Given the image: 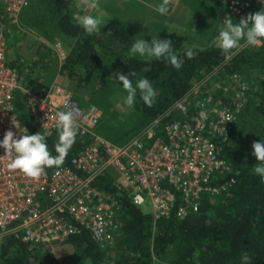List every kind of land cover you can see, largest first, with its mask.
<instances>
[{"label": "built area", "instance_id": "obj_1", "mask_svg": "<svg viewBox=\"0 0 264 264\" xmlns=\"http://www.w3.org/2000/svg\"><path fill=\"white\" fill-rule=\"evenodd\" d=\"M216 1L222 22L227 16L239 21L264 7V0ZM29 3L0 0V139L9 129L17 137L24 128L32 134L15 110L17 90L25 95L40 132L58 137L54 117L59 110L72 112L78 131L70 163L45 166L37 178L10 169L11 157L0 147V245L8 236L47 245L85 230L99 248L112 246L119 229L118 204L96 183L110 171L132 202L154 219L172 211L180 218L196 212L203 194L216 195L230 186L234 178L223 174L218 141L226 139L246 100L248 82L239 72L217 79V67L136 133L121 142L108 140L97 132L102 115L97 106L82 105L57 86L38 95L21 87L17 67L7 64L4 21L17 26ZM192 97L196 111L188 120ZM173 115L180 118L165 119ZM12 121L19 122L17 128Z\"/></svg>", "mask_w": 264, "mask_h": 264}, {"label": "trees", "instance_id": "obj_2", "mask_svg": "<svg viewBox=\"0 0 264 264\" xmlns=\"http://www.w3.org/2000/svg\"><path fill=\"white\" fill-rule=\"evenodd\" d=\"M211 1L217 3L216 0ZM51 3L46 2L41 7L44 13H39L38 16L34 9H28L24 18L40 29L47 23H53L73 37V44L61 65L62 75L77 83L88 84L94 78L100 82L117 78V71L125 75L135 72L136 76L129 77L133 81L146 77L152 83L156 90L153 104L145 105L139 100L137 93V101L132 106L140 127L170 107L187 93L194 80H200L211 73L227 57V63L219 68L220 73L237 71L242 75L243 67L253 63L260 70L259 75L253 78V84L246 79V100L238 121L226 139L218 141L221 145L218 153L225 160L226 169L223 174L234 178L226 190L216 195L203 194L197 211L184 217H177L172 211L168 216L154 219L150 213L132 202L127 191L116 184V180L107 174L103 175L97 179V186L110 194L118 204L119 229L115 243L107 248H99L88 231L69 235L57 240L71 249L62 258V263L241 264V257L246 253L251 258L250 264H264V181L253 171L258 161L252 155V143L264 140V41L253 45L251 49H247L250 47L248 46L245 49H233L226 54L216 44L189 46L184 34L166 24H160L157 36L170 39L173 50L183 56V64L177 69L163 58L148 59L130 55L131 40L125 29L104 26L98 32L88 34L66 6L57 0H51ZM4 27L6 31L9 28L6 21ZM11 34L6 32L9 41L13 36ZM12 39L14 43L15 38ZM9 41L11 47L13 43ZM188 48L196 52L190 59L184 56ZM10 51L9 48L6 54L9 55L7 64L20 67L17 65V56L13 55L14 50L11 52L12 58ZM18 71L21 87L41 96L46 94L49 86L40 76L23 67ZM191 99L184 117L188 120L196 111V97ZM13 103L20 122L28 126L32 134L39 131L27 111L25 95L17 90ZM174 117L180 118L179 115H173L165 119ZM57 139L58 137L46 136L53 154ZM71 156L69 150L60 166L68 165ZM54 167L59 166L50 168ZM58 262L49 244H28L8 236L0 245V264H59Z\"/></svg>", "mask_w": 264, "mask_h": 264}, {"label": "rangeland", "instance_id": "obj_3", "mask_svg": "<svg viewBox=\"0 0 264 264\" xmlns=\"http://www.w3.org/2000/svg\"><path fill=\"white\" fill-rule=\"evenodd\" d=\"M62 5L66 6L76 17L78 15H84L86 12H90V3L85 0H57ZM121 3H127L128 0H119ZM51 3V0H30V3L26 10L34 9V13L38 16L39 13H44L41 7L45 3ZM174 3L175 0H169ZM101 5V3H100ZM87 7V8H86ZM105 8V10L103 8ZM102 7L94 13V16L102 18V24L99 29L107 26L108 28H114L119 26L125 29L128 33L126 26L118 17H109V13L115 10V5L111 2L102 4ZM177 8L176 13L183 11L184 19L171 20L173 24H168L166 20L158 15L160 14L156 10L139 11V17L136 22L141 24L146 23L149 27L153 28L154 23L166 24L173 30L182 33L186 36V43L189 46L204 47L215 43V36L221 26V10L217 3L211 0H181L180 3H175ZM186 10V11H185ZM23 13L19 20V24L13 27L11 40L13 45L9 48L10 53L14 50L17 56V65L33 72L36 76H40L41 80L49 87H60L70 93L76 98L80 104L88 105L93 104L101 110V122L97 128V132L108 140L121 142V140L130 137L141 127L138 123V116L132 107H128L123 103V96L126 95L121 82L117 78L100 82L94 78L88 84H80L74 80L68 79L61 73V65L68 54V50L73 44V37L65 34L58 27H55L53 23H47L43 29L33 26L28 21L23 19ZM157 13V14H156ZM186 14V16H185ZM51 16V14L48 13ZM162 15V14H161ZM125 20V17H123ZM150 18V19H149ZM212 21V23H211ZM160 25V26H161ZM9 41V39H8ZM9 41V42H10ZM243 40L235 49H241L245 46ZM186 45V44H185ZM250 46L249 48H247ZM253 45H246L244 47L251 49ZM12 58V53L10 54ZM6 60H9V55H6ZM225 59L219 66L227 63ZM217 66V67H219ZM258 65L254 63L248 67H243L241 73L251 84L255 82L253 78L259 75ZM20 67H17L18 69ZM216 69V68H215ZM224 70V69H223ZM225 71V70H224ZM226 73L219 72L216 76L223 78ZM97 101V102H94ZM110 178L119 179L115 173L110 171L108 175ZM55 257L59 260V264L62 263L64 255L71 251V249L62 241H56L51 244ZM158 264H164L159 262Z\"/></svg>", "mask_w": 264, "mask_h": 264}, {"label": "clouds", "instance_id": "obj_4", "mask_svg": "<svg viewBox=\"0 0 264 264\" xmlns=\"http://www.w3.org/2000/svg\"><path fill=\"white\" fill-rule=\"evenodd\" d=\"M169 10V0H161L156 5V11L166 14ZM77 22L88 34L99 31L102 24V18L91 14L77 16ZM243 40L248 45H256L264 41V7L258 11L246 15L239 21L227 16L221 23L217 35L215 36L216 45L226 54L237 48L240 41ZM130 55H138L143 58L165 59L167 63L175 68H180L183 64V56H179L174 50L172 41L168 38L158 36L145 40L143 37L136 38L129 49ZM196 55L192 48L186 49L184 56L189 59ZM136 76L135 72H129L128 75L116 72L118 81L122 82V87L126 91L123 96V103L132 107L139 100L145 105L151 106L156 97V90L152 83L146 77L137 78L133 81L129 77ZM55 128L58 130V139L54 144V153L50 151L46 141V134L37 131L33 134H27L24 128L23 134L17 137L14 132L6 130L0 147H3L5 154L11 157L8 167L16 169L28 177L37 178L45 169V166H60L64 163L65 157L78 131V125L75 123L71 111L59 110L55 113ZM18 126V121H12ZM252 155L255 156L258 163L255 164L253 171L262 181H264V140L254 141L252 143ZM251 258L245 253L241 257V264H250Z\"/></svg>", "mask_w": 264, "mask_h": 264}, {"label": "crops", "instance_id": "obj_5", "mask_svg": "<svg viewBox=\"0 0 264 264\" xmlns=\"http://www.w3.org/2000/svg\"><path fill=\"white\" fill-rule=\"evenodd\" d=\"M85 1H88L87 4L90 3L89 5H90V9H91L90 12H86L85 14H91L93 16H94V13H96L102 7V4L104 5L108 2L113 3L115 5V10L110 11L108 16L109 17H112V16L118 17V19L121 20V22H123L124 26H126V29L128 31L127 35L130 37L131 44L134 42V40L136 38L143 37L145 40H150L151 37L158 35V32L160 30L159 29L160 24L154 23V27L151 28L145 22L144 23L142 22L141 24H139L136 21L139 17V11H141V9L145 10V8H146V9L152 10V11L156 10V5L158 3H160L161 0H128L127 3H124V2L121 3L119 0H85ZM180 1L181 0H175L174 3L169 2L168 12L166 14H162V15L160 13L158 16L161 17L162 19L164 18L168 24H173L171 21L172 19H173V21H175V20L181 21L182 19H184V15H182L184 10L176 13L177 8L175 7V3L176 2L180 3ZM100 3H101V5H100ZM103 9L105 10V8H103ZM219 9H220V7H219ZM105 12H106V10H105ZM24 13H23V19H25ZM106 14H107V12H106ZM185 16H186V14H185ZM123 17H125V20H123L124 19ZM211 23H212V21H211ZM7 25L9 28L7 29V31L5 29V31L10 34V33H12L14 26L10 25L9 23H7ZM173 25H175V24H173ZM6 32H5V35H6ZM6 44H7V48H6V54H7V52H8V38H6ZM131 44H130V46H131ZM14 54H15V52L13 53V55ZM14 56H16V54ZM135 56H138V55H135ZM138 57H140V56H138ZM141 58H143V57H141Z\"/></svg>", "mask_w": 264, "mask_h": 264}]
</instances>
